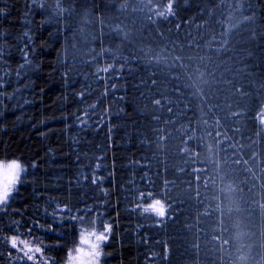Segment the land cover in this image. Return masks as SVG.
I'll list each match as a JSON object with an SVG mask.
<instances>
[{"label":"trees","instance_id":"trees-1","mask_svg":"<svg viewBox=\"0 0 264 264\" xmlns=\"http://www.w3.org/2000/svg\"><path fill=\"white\" fill-rule=\"evenodd\" d=\"M263 115L264 0H0V264H264Z\"/></svg>","mask_w":264,"mask_h":264},{"label":"clouds","instance_id":"clouds-1","mask_svg":"<svg viewBox=\"0 0 264 264\" xmlns=\"http://www.w3.org/2000/svg\"><path fill=\"white\" fill-rule=\"evenodd\" d=\"M26 171L25 163L19 158H0V204H6L17 190L21 178ZM163 212L164 208L161 207ZM108 226L103 230L82 228L77 235L76 243L65 256L64 264H102L104 256L103 244L107 239L101 237ZM101 237V238H98ZM33 249V253L39 252Z\"/></svg>","mask_w":264,"mask_h":264},{"label":"rangeland","instance_id":"rangeland-1","mask_svg":"<svg viewBox=\"0 0 264 264\" xmlns=\"http://www.w3.org/2000/svg\"><path fill=\"white\" fill-rule=\"evenodd\" d=\"M262 123H263V126H264V115L262 116ZM262 178H263V180H264V171L262 172ZM153 205H155V209H153ZM161 207H163L164 208V211H165V207H164V205H163V202L161 201V200H156V201H154L153 203H151L149 206H148V209L149 210H151V211H153V212H155L156 214H158V215H163V213H164V211L163 212H161L160 211V208ZM107 234V236H108V232L106 233ZM21 240H24V241H27L28 242V244L29 245H31L32 246V248L34 249L35 247H39V245L37 244V243H35L34 241H32V240H30V239H23V238H18L17 237V241H18V243H19V241H21ZM105 243V242H104ZM40 248V247H39ZM19 249L22 251V252H24V254L25 255H28V256H33V259L36 257V255L37 254H39V253H33V252H28L27 254H26V249H24V246L23 245H19Z\"/></svg>","mask_w":264,"mask_h":264},{"label":"snow or ice","instance_id":"snow-or-ice-1","mask_svg":"<svg viewBox=\"0 0 264 264\" xmlns=\"http://www.w3.org/2000/svg\"><path fill=\"white\" fill-rule=\"evenodd\" d=\"M152 207H153V209H155V205H153ZM110 231H111V227L108 226L107 229H106V231H105V233H102L101 234V237L104 238V239H107L108 237H107V234L106 233L107 232H110ZM101 237H98V238H101ZM10 243H11V245H12L13 248H18V249H19V245H23L24 246V249L27 250L26 251V254L28 252H32L33 251L32 246L29 245L27 241L21 240L18 243L16 236L11 237ZM36 251L39 252L40 251V248H37ZM28 259H33V256H28Z\"/></svg>","mask_w":264,"mask_h":264}]
</instances>
